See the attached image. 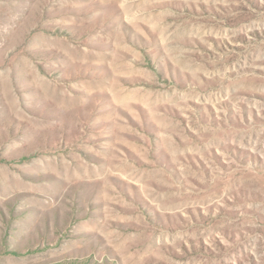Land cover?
I'll use <instances>...</instances> for the list:
<instances>
[{"label":"rangeland","instance_id":"rangeland-1","mask_svg":"<svg viewBox=\"0 0 264 264\" xmlns=\"http://www.w3.org/2000/svg\"><path fill=\"white\" fill-rule=\"evenodd\" d=\"M0 264H264V0H0Z\"/></svg>","mask_w":264,"mask_h":264}]
</instances>
